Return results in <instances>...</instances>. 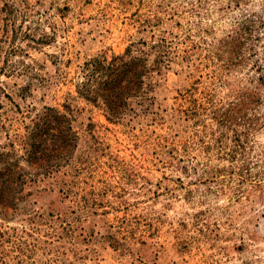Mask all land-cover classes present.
<instances>
[{"label": "rangeland", "instance_id": "1", "mask_svg": "<svg viewBox=\"0 0 264 264\" xmlns=\"http://www.w3.org/2000/svg\"><path fill=\"white\" fill-rule=\"evenodd\" d=\"M136 48L156 67L108 118L82 64ZM45 107L75 146L18 159L0 264H264V0H0V151Z\"/></svg>", "mask_w": 264, "mask_h": 264}, {"label": "trees", "instance_id": "2", "mask_svg": "<svg viewBox=\"0 0 264 264\" xmlns=\"http://www.w3.org/2000/svg\"><path fill=\"white\" fill-rule=\"evenodd\" d=\"M148 55V49L136 48L134 54L126 49L108 58L98 55L85 60L76 85L77 93L102 106L108 118L119 117L129 97L144 93V85L157 62H150ZM75 139L66 116L45 107L31 120L21 140L23 152L20 156L9 157L8 152L0 151V204L14 200L15 193L9 189L13 180L21 182V178L23 181L24 176L29 175L17 165L19 158L29 167L46 171L64 161L74 148Z\"/></svg>", "mask_w": 264, "mask_h": 264}]
</instances>
